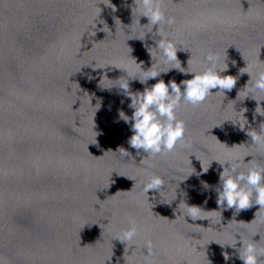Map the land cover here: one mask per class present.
I'll return each instance as SVG.
<instances>
[{"label": "water", "instance_id": "95a60500", "mask_svg": "<svg viewBox=\"0 0 264 264\" xmlns=\"http://www.w3.org/2000/svg\"><path fill=\"white\" fill-rule=\"evenodd\" d=\"M132 3L111 0L113 11L110 0H0V264H243L227 245L233 236L264 247V208L253 204L235 215L222 209L215 191L221 165L212 161L201 171V162L232 157L246 171V154L245 161L264 165V143L253 142L233 119L235 109H246L245 128L260 131L264 122L255 99L237 96L249 80L240 68L251 65L253 75L264 70V0H160L165 17L175 18L160 27L183 49L177 51L182 65L191 56L199 68L204 55L215 52L227 58L224 74L237 81L225 96L181 105L177 116L185 121L191 146L178 144L145 163L140 162L147 153L137 155L129 146V125L118 120L121 108L131 115L130 98L117 86L101 87L116 81L98 83L102 74L140 75L135 59L145 69L151 66L145 45H155L152 33L144 41L131 38L146 30L137 23L139 13H131ZM191 75L172 69L147 83H179ZM129 84L133 91L145 86L137 79ZM255 96L264 99V92ZM259 104L264 108V101ZM118 146L132 158L116 151ZM194 169L170 203L168 188ZM148 173L166 181L161 200L158 193L153 198L156 190H149L150 201L139 191ZM127 177L137 182L132 189ZM182 198L201 207V219L178 215ZM131 222L137 235L125 247L115 237ZM259 259L264 264V255Z\"/></svg>", "mask_w": 264, "mask_h": 264}, {"label": "clouds", "instance_id": "9594fccd", "mask_svg": "<svg viewBox=\"0 0 264 264\" xmlns=\"http://www.w3.org/2000/svg\"><path fill=\"white\" fill-rule=\"evenodd\" d=\"M110 5L115 11L116 5L111 4V0ZM130 7L131 13L133 11L139 13L137 23L141 28H146L145 31H141L139 35L131 38L144 41L146 34L152 33L151 38L155 41L154 46L145 45L152 59L151 66L145 69L142 67L143 61L137 63L135 59L137 67L141 70L140 75H134L125 70L126 75L111 79L106 74H102L98 83L100 85V81L104 78L109 81H116L115 84L100 86L107 89L117 86L122 91L123 96L130 98L128 107L132 109L131 115L121 108L118 110V120H123L129 125L131 130V135L127 138L129 146L137 150V155L140 154V150L147 153L140 162L145 163L148 157L173 152L178 144L185 148L190 147L191 141L185 136V121L178 118L177 110L183 104L201 105L210 96L217 93H223L225 96V90H231L236 85L237 76L224 74L229 68L227 58L222 59L219 54L211 51L204 55L203 62H200L199 68L193 66L191 56L187 60V66H183L177 56V51L183 49L178 46L176 41L168 38L160 27L161 21L166 20L168 24L175 22L174 17H165L164 12L161 10L160 0H133ZM141 17H147V23L141 24ZM154 25L157 26L155 32H153ZM157 37L159 38L157 39ZM232 63L234 64L235 61H232ZM104 67L97 68L103 69ZM172 69L192 75L190 78L180 80L179 83L175 79L170 78L165 82L163 78H160L155 83L148 85L147 82L150 78L159 77L162 73H168ZM239 71L240 73H248L249 80L238 91L237 96L242 95L244 98L251 96L257 101L255 112L261 114L259 109L264 108H261L259 102L264 101V99L257 100L255 93L257 90L264 92V70H257L255 75H253L252 66L246 64ZM129 76L132 78H127ZM132 79H137L141 84L145 85L143 90H131L129 81ZM212 89H217V91L213 92ZM121 103H124V101L121 100ZM245 111L246 109L241 113V109L239 111L235 109L236 115L233 119L237 121L236 124L241 129H247V133L253 142L264 143V122L259 125L260 131H256L254 128H245L248 123L244 115ZM95 134L96 139L99 133L95 131ZM116 151H119L124 157L132 158L129 150L122 146H118ZM246 156L248 155L246 154ZM245 157H243V162L245 165H249L246 171L241 170L240 158L237 157L224 160L214 158L208 162L207 166L203 165L201 160L196 157L201 162L202 172L208 171L212 161H217L221 165L222 171L219 172L218 183L215 186L216 202L222 209H234V215L253 204L260 205L259 209L264 208V165H259L252 159L245 161ZM144 171L147 172V169H144ZM194 172L195 169L186 176H180L176 181L177 186L168 188V191L172 193L170 203L177 198V189L180 182L186 180ZM127 178L134 181L132 189L137 182L132 177ZM171 183L173 181L168 182V184ZM201 184L204 188L212 187L207 181H201ZM165 189V179L154 173H148L147 179L139 185V191L149 201V190H156L152 193V196L155 198L158 193L161 200ZM177 208L180 209L178 215L190 217L193 221L201 219L199 216L201 207L188 204L183 198L180 199ZM136 235L137 226L135 222H131L129 227L117 233L115 239L124 243L125 247H131L135 242ZM237 239L240 241L238 247ZM145 245L147 256H151L153 251L152 241L147 240ZM227 245L237 250L238 257L243 261V264H260L259 257L264 255V247L258 248L255 240H246L240 235L237 237V234L233 236ZM223 255L226 260L229 258V253L226 251ZM209 262L211 264L210 260Z\"/></svg>", "mask_w": 264, "mask_h": 264}]
</instances>
